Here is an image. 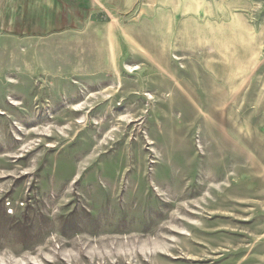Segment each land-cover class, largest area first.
<instances>
[{
    "label": "rangeland",
    "instance_id": "1",
    "mask_svg": "<svg viewBox=\"0 0 264 264\" xmlns=\"http://www.w3.org/2000/svg\"><path fill=\"white\" fill-rule=\"evenodd\" d=\"M148 5L3 51L0 264H264V0Z\"/></svg>",
    "mask_w": 264,
    "mask_h": 264
},
{
    "label": "crops",
    "instance_id": "2",
    "mask_svg": "<svg viewBox=\"0 0 264 264\" xmlns=\"http://www.w3.org/2000/svg\"><path fill=\"white\" fill-rule=\"evenodd\" d=\"M182 2L187 3L188 11L194 14L191 19L196 16L200 19L205 16L203 13L209 2L228 5L229 0H0V62L4 60L5 49L18 47L21 52L28 51L20 56L23 60L29 61L30 51L35 49L41 53L39 60L45 63L55 57L45 53L59 48L60 44L70 45L66 36L84 34L85 28L95 22L100 12L117 18L133 11L137 5L147 9L148 4L173 3L179 9ZM92 26L99 29V24ZM191 26L197 29V25ZM70 46L68 50L72 52L80 50L78 46ZM72 54H61L60 60H79L77 53Z\"/></svg>",
    "mask_w": 264,
    "mask_h": 264
}]
</instances>
